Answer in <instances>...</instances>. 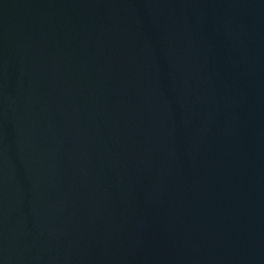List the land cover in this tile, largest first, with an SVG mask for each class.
<instances>
[{
  "label": "water",
  "instance_id": "95a60500",
  "mask_svg": "<svg viewBox=\"0 0 264 264\" xmlns=\"http://www.w3.org/2000/svg\"><path fill=\"white\" fill-rule=\"evenodd\" d=\"M0 264H264V0H0Z\"/></svg>",
  "mask_w": 264,
  "mask_h": 264
}]
</instances>
